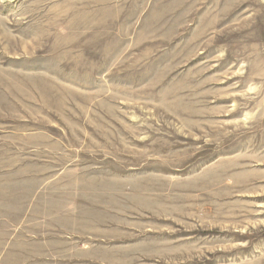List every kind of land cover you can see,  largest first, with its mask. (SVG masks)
I'll return each instance as SVG.
<instances>
[{
  "label": "rangeland",
  "instance_id": "rangeland-1",
  "mask_svg": "<svg viewBox=\"0 0 264 264\" xmlns=\"http://www.w3.org/2000/svg\"><path fill=\"white\" fill-rule=\"evenodd\" d=\"M0 264H264V0H0Z\"/></svg>",
  "mask_w": 264,
  "mask_h": 264
},
{
  "label": "bare ground",
  "instance_id": "bare-ground-1",
  "mask_svg": "<svg viewBox=\"0 0 264 264\" xmlns=\"http://www.w3.org/2000/svg\"><path fill=\"white\" fill-rule=\"evenodd\" d=\"M151 246V245H150Z\"/></svg>",
  "mask_w": 264,
  "mask_h": 264
}]
</instances>
